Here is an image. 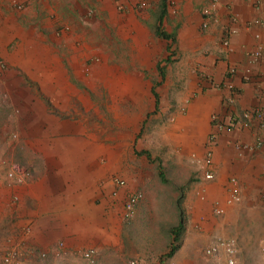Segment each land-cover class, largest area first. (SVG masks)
Wrapping results in <instances>:
<instances>
[{
  "label": "crops",
  "instance_id": "crops-1",
  "mask_svg": "<svg viewBox=\"0 0 264 264\" xmlns=\"http://www.w3.org/2000/svg\"><path fill=\"white\" fill-rule=\"evenodd\" d=\"M158 10L159 0H0V84L23 140V163L10 164L30 172L10 179L0 156V246L23 264H90L66 255L120 249L112 216L123 219L127 194L144 192L137 215L170 179L184 190L169 226L152 228L167 252L183 199V237L157 264H227L223 250L205 254L220 238L235 239L234 264L262 263L264 127L244 113L264 107V0H167L160 26L173 41L155 35ZM150 116L161 154L140 139Z\"/></svg>",
  "mask_w": 264,
  "mask_h": 264
},
{
  "label": "rangeland",
  "instance_id": "rangeland-1",
  "mask_svg": "<svg viewBox=\"0 0 264 264\" xmlns=\"http://www.w3.org/2000/svg\"><path fill=\"white\" fill-rule=\"evenodd\" d=\"M14 3L16 7H19V6L22 7V4L20 3L17 4L16 2ZM141 6L144 7L145 4H142ZM110 77L111 76H109V78ZM112 79H113V76H112ZM110 81L111 80H108V83ZM2 87L3 86H1L0 84V153H1L0 156L2 157V160L5 165L7 163L9 164V166L12 163H18L19 165H21L23 163V153H22L23 140L21 139V136L19 137L18 135L17 130L19 129L17 127L16 129L12 123V118L14 115L12 114V105L10 103L9 91L6 89H3ZM93 91L87 90L86 92L90 95V97H93L92 96ZM103 91H104L103 89H100V90L98 89L97 92H93V93H97L98 95L99 92L103 93ZM12 99L13 97L11 98V100ZM82 109L83 108L81 106V112L86 114L85 112H83ZM10 115H11V121L9 119ZM155 119H156L155 117L150 116L149 118L144 119V121L140 125L141 126L140 131L142 132L141 135L142 136L144 135L143 136L144 138H142V136L140 135V139H142L143 146L144 148H147L150 154H153V155L157 153L155 149H158L157 142H156L157 139H156L155 134H153V131L155 133V130L157 129V120ZM96 128L99 129V131L101 132L105 129L103 123L101 122H100V127L96 126ZM117 129L118 128L114 124H112L111 129L107 128V130H111L112 132L116 131ZM13 134H15L16 136H13ZM138 138H139V135H138ZM158 151L161 154L162 148H159ZM28 173L30 172L28 171ZM164 173H166V176H169V172L167 171V168H166V171H164ZM178 184H179L178 179L168 180L167 183L161 186L160 193H157L158 196L154 197L153 201H151L152 203V204L150 203L151 209H148L149 207H143L144 209L143 210L141 209L139 213L137 215H134L133 218L130 219L129 221L122 219L121 215H120V218L114 217L113 215L112 216L113 223H115L116 220L119 219L120 226H122L123 228V233L120 234V239H119L120 242H122L120 249H117V250H106L105 249V250L98 251L97 252L99 254L98 257L100 258H98V260L94 262L99 261L100 264H105V263L129 264L130 260H132L133 258H136L138 259L140 264H157V261H160L159 259L162 256H164V254L166 253V251L163 252L164 242L166 241L162 240V237H159L158 234L156 235V233L153 232L155 229H153L152 227H156L155 225L156 221H160L161 229L162 228L164 229L167 226H169L168 225L169 223L167 222V220L173 219V217H171L172 212L170 210V208L172 209V207L174 206V204H172L173 203L172 196L175 195V197H179L182 194H180L178 190L181 188L184 190V184L182 183L179 185ZM179 204H180L181 210L183 209L182 211H184L183 199ZM121 213H122V210H121ZM177 218H178V215H177ZM162 219H164V221ZM182 235H183V232L181 233L180 236L183 237ZM177 245L179 246L180 243L178 242ZM152 247L153 249H151ZM154 250H160L161 256L158 255L157 258L155 257L153 259L150 253L153 252ZM81 251L82 250L76 251L74 254L66 255V256L70 257L73 260L82 262V263H89L88 261L85 262V259H83L81 255ZM163 261L164 259L161 262ZM90 264H93V263H90Z\"/></svg>",
  "mask_w": 264,
  "mask_h": 264
},
{
  "label": "built area",
  "instance_id": "built-area-1",
  "mask_svg": "<svg viewBox=\"0 0 264 264\" xmlns=\"http://www.w3.org/2000/svg\"><path fill=\"white\" fill-rule=\"evenodd\" d=\"M214 9H215V4L212 3L211 6L205 7L203 9V14L205 16L210 17L213 15ZM206 23L207 21H205L204 23L205 26ZM234 31L235 29L229 28L227 33H233ZM226 38L227 37H225V39L223 40V44L228 46V41ZM258 53L259 52H255V56L258 55ZM4 70H5V65L0 60V78ZM244 116L256 117L259 120L260 124L264 127V107L255 108L250 111H247L246 113H244ZM13 136L16 135L13 134ZM203 162L207 168L210 166L212 162L210 151L207 152V155L203 160ZM9 167L6 174L10 179L21 182L24 180L25 177L29 176L28 171L21 167L14 165H10ZM204 177L206 179H212L213 175L210 170H205ZM113 181L120 186L124 184V180L120 178L114 179ZM142 199H143V192L140 189L133 190L127 194L122 209V217L124 220L129 221L130 219L133 218L136 206L138 205V203H140ZM229 200L230 201L240 200L239 189L235 184L230 189ZM220 250H223V252L226 254V263L234 264L235 262L234 255L237 250L235 239L234 238L216 239L211 245H209L205 249V254L214 257L218 254ZM31 252L33 254L38 255L41 259H44L47 256V251L40 250V251H31ZM55 254L58 255L59 251H56ZM81 255L83 259H85L89 263H94V261L96 260L97 250L93 247H89L83 249L81 251ZM261 256H262V264H264V246L261 248ZM0 264H23L21 251L17 247H13V246H0ZM129 264H140V263L138 260L132 259L129 261Z\"/></svg>",
  "mask_w": 264,
  "mask_h": 264
},
{
  "label": "trees",
  "instance_id": "trees-1",
  "mask_svg": "<svg viewBox=\"0 0 264 264\" xmlns=\"http://www.w3.org/2000/svg\"><path fill=\"white\" fill-rule=\"evenodd\" d=\"M166 6H167V0H159V10H158V22L157 25L154 27L155 35L158 37H161L163 39H170L173 41V36L167 32H165L163 29H161L160 21L164 18L166 15ZM155 94V93H154ZM148 157V152L144 151V153ZM161 180H164V175L162 172H160ZM184 229V215L182 211L179 214V223L176 226H173L171 228V234L173 236V240L171 242V245L168 249V251L160 258V262L162 261V258L170 257L174 251L178 247V242L180 239V235L183 232Z\"/></svg>",
  "mask_w": 264,
  "mask_h": 264
},
{
  "label": "bare ground",
  "instance_id": "bare-ground-1",
  "mask_svg": "<svg viewBox=\"0 0 264 264\" xmlns=\"http://www.w3.org/2000/svg\"><path fill=\"white\" fill-rule=\"evenodd\" d=\"M221 239V238H220Z\"/></svg>",
  "mask_w": 264,
  "mask_h": 264
}]
</instances>
